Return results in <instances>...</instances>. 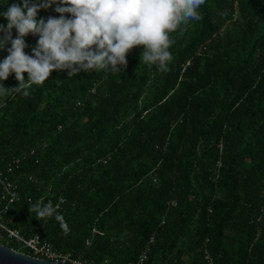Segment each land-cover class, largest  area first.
Wrapping results in <instances>:
<instances>
[{"label":"trees","instance_id":"obj_1","mask_svg":"<svg viewBox=\"0 0 264 264\" xmlns=\"http://www.w3.org/2000/svg\"><path fill=\"white\" fill-rule=\"evenodd\" d=\"M14 3L0 0V13ZM56 6L38 18L59 17ZM199 11L167 72L134 47L119 71H53L28 97H0V167L19 188L10 227L93 264H136L145 248L144 264H208L206 252L264 264V0ZM37 38H24L26 53ZM41 197L64 198L67 232L33 211Z\"/></svg>","mask_w":264,"mask_h":264},{"label":"clouds","instance_id":"obj_2","mask_svg":"<svg viewBox=\"0 0 264 264\" xmlns=\"http://www.w3.org/2000/svg\"><path fill=\"white\" fill-rule=\"evenodd\" d=\"M204 3L205 0H41L38 4L22 0V5L14 3L0 13L7 21L6 25L0 24V33H3L0 49L10 44L7 55L0 60V97L8 96L9 92L28 97L32 87L42 85L53 71L67 70L69 77L80 72L119 71L121 66L126 67L127 55L134 47L142 49L140 62L167 72L173 60L170 49L191 22L203 19L199 9ZM53 4H57L54 11L59 17L38 18L41 8L48 9ZM238 18L237 11L234 19ZM29 34L38 37L31 54L24 51L28 47L24 38ZM13 73L18 83L7 88L2 82ZM57 208L58 205L53 207L49 202L43 207L35 206L33 211L40 218L55 214L67 232V224ZM206 255L213 264L212 257L207 252Z\"/></svg>","mask_w":264,"mask_h":264},{"label":"built area","instance_id":"obj_3","mask_svg":"<svg viewBox=\"0 0 264 264\" xmlns=\"http://www.w3.org/2000/svg\"><path fill=\"white\" fill-rule=\"evenodd\" d=\"M19 201V188L15 181L7 178L2 168L0 167V239H5L7 242H17L22 247H25L29 254L41 259H46L52 262L60 264H93L91 261L82 258L80 256H74L70 252H61L55 250L50 243L40 238L39 232H35L32 236H25L19 232L18 229L10 227L5 221L4 216L9 210ZM49 202L53 207L58 205V209L61 208L64 203V198L59 197L55 201L43 202V198H39L37 205H46ZM93 233L95 230H92ZM90 240H86V244H89ZM152 241V238H150ZM147 256V248L140 253L136 264H143ZM205 258L211 264V258L206 255ZM102 264H120L119 262H113L104 260Z\"/></svg>","mask_w":264,"mask_h":264},{"label":"water","instance_id":"obj_4","mask_svg":"<svg viewBox=\"0 0 264 264\" xmlns=\"http://www.w3.org/2000/svg\"><path fill=\"white\" fill-rule=\"evenodd\" d=\"M0 264H60L17 251L0 242Z\"/></svg>","mask_w":264,"mask_h":264},{"label":"rangeland","instance_id":"obj_5","mask_svg":"<svg viewBox=\"0 0 264 264\" xmlns=\"http://www.w3.org/2000/svg\"><path fill=\"white\" fill-rule=\"evenodd\" d=\"M5 243H7V242L5 241Z\"/></svg>","mask_w":264,"mask_h":264}]
</instances>
